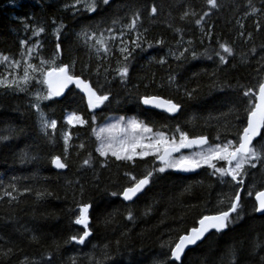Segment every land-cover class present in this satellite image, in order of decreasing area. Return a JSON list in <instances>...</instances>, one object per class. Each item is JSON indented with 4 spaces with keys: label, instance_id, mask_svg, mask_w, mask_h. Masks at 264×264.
I'll return each instance as SVG.
<instances>
[{
    "label": "trees",
    "instance_id": "obj_1",
    "mask_svg": "<svg viewBox=\"0 0 264 264\" xmlns=\"http://www.w3.org/2000/svg\"><path fill=\"white\" fill-rule=\"evenodd\" d=\"M73 2L0 0V53L20 59L19 53L23 50L20 42L28 40L29 44L33 43L36 38L32 36L31 29L42 26L46 31L37 38L43 44L42 55L50 57L59 42L61 61L71 63L75 60V74L89 79L94 87L102 86L101 90L110 95L109 102L95 112L87 109L86 100L81 99L83 95L74 87L61 99L45 101L42 104L44 111L57 121L55 136L50 140L41 131L36 111L31 106V92L37 86L34 84L28 93L0 89V195L5 189L12 191L9 185L19 190L14 193L19 202L9 197L0 200V246L12 247L16 253L9 258L0 257V264H20L25 257L47 264L41 259L44 253L53 255V264H71L70 257L73 256L79 258L78 264H88L90 256H95L102 264H158L167 259L168 249L161 248L163 242L197 226L198 218L205 212L217 211L216 201L223 186L209 175L207 168H201L191 176L169 170L158 174L137 200L125 203L121 197H113L110 193L122 191L129 183L124 171H133L139 176L153 158L138 159L137 166L131 168L129 163L116 161L110 156L108 166L103 167L104 158L95 152L96 139L91 129L110 118L124 117L142 120L165 133L179 126L190 137L205 135L210 142H217L215 137L218 134L222 140L235 139V129L225 128L233 117L225 114L235 106L243 115L241 85H255L260 78L256 68L264 54V28L260 32L255 30V20L260 18V14L242 19L245 11H250L248 0H219L222 8L214 11L211 18L205 17V31L210 29L212 35L210 43L192 17L187 22L180 20L188 6L197 12L206 10L205 0H111L108 6L101 4L96 13L80 12L76 15L71 9L66 10V5ZM253 3L264 8L261 0H253ZM153 4L158 7L155 17L150 15ZM137 10L142 17L139 31L142 39L146 40L144 51L135 49L132 53L127 83H121L114 71H110L105 80L104 67H100L101 75L97 76L98 66H116V60L120 58L118 48H114L113 56L101 61L78 34L84 28H108L113 19H120L119 28L129 23ZM53 20L56 24L52 23ZM237 20L245 24L246 35L252 34L251 41L245 43L246 36L238 38ZM60 23L65 27L60 41H57L53 32ZM176 28L183 29V41H180ZM135 38V32L124 37L130 45ZM217 39L227 41L236 51V57L229 58L228 65H219L215 56L212 60L203 57L193 60L188 56L177 61L169 54L170 50L177 51L178 43L188 46L187 41L193 42L191 47L197 53H203L205 49L218 50ZM160 40L164 41L163 45L158 43ZM149 43L153 46L148 47ZM251 47L257 49L256 56H251ZM243 53L250 57L247 64L240 62ZM159 59H167L168 63L161 65L157 63ZM170 76L175 77L174 86L168 85ZM219 85H224L223 91ZM192 89H196L192 98L184 95L185 90ZM144 95L170 98L182 105L181 111L177 116H170L145 109L139 102ZM73 111L83 115L89 124L84 127L67 125L66 114ZM63 131L72 134V146L69 148L67 170L59 171L52 166L51 158L63 156ZM80 143L85 144L83 150L76 147ZM89 152L93 156V166L81 168L82 160ZM25 154L27 158H24ZM253 184L255 190H264V169L259 166L249 170L244 187L247 190ZM26 189L32 191L27 192ZM37 190H47L50 195L37 200ZM19 192L25 194L19 195ZM253 197H248L246 191L242 193L243 219L225 233L206 238L189 250L184 264H229V252L233 248L238 251L237 264H262L264 247L255 252L253 247L258 238L264 241V215L259 216L253 211ZM89 202L93 205L90 210L93 235L83 246L64 245L70 235L82 233L81 226L75 225L73 219L78 214L77 204ZM129 208L135 216L134 222L126 218ZM146 210L148 215H145ZM33 235L39 238L38 244L31 242ZM53 241L62 245L58 251Z\"/></svg>",
    "mask_w": 264,
    "mask_h": 264
},
{
    "label": "snow or ice",
    "instance_id": "obj_2",
    "mask_svg": "<svg viewBox=\"0 0 264 264\" xmlns=\"http://www.w3.org/2000/svg\"><path fill=\"white\" fill-rule=\"evenodd\" d=\"M110 2L111 0H74L73 3L66 5V10L71 9L73 15L80 12L91 14L96 13L101 4L108 6ZM261 3L264 4V0H261ZM205 5L206 10L202 9L200 12L188 6L181 14L180 20L187 22L188 18L192 17L195 25L200 28L201 33L211 43V30L205 31L204 27L205 17L211 18L214 11L218 12L222 5L219 0H205ZM247 8L250 11H245L242 19H247L249 16L255 17L259 13L260 18L255 20V30L260 32L264 28V8L256 7L253 0H248ZM237 11H239L238 8ZM157 14L158 7L153 4L150 8V15L155 17ZM141 19V13L137 10L132 14L130 22L119 28H117V25H121L120 19H113L108 28L103 30H99V26L96 30L84 28L78 34L89 50L94 52L96 58L101 61L113 56L114 48H118L120 58H117L116 66L114 68L110 64L98 66L96 69L97 76L101 75L100 67H104L105 80H107V74L114 71L121 83H127L133 51L135 49L144 51L143 44L146 38L142 39V33L139 31ZM52 23L56 24V21L53 20ZM236 23L240 29L238 38H245L246 36L245 43L251 41L253 39L252 34L247 33L246 35L245 24L241 20H237ZM64 27L65 25L60 23L54 29L53 35L57 41H60V34ZM169 27H172V25L169 24ZM31 31L34 38H39L45 33V28L40 26L31 29ZM117 31L119 35L116 34ZM175 31L180 34V41H183V29L176 28ZM132 32L136 33V38L131 41L130 45L124 37ZM158 43L163 45L164 41L160 40ZM192 44V41H187L188 46L178 43L177 51L170 50L169 54L177 61L185 60L188 56L193 60L202 57L212 60L215 56L218 57L219 65H228L230 63L229 58H234L237 55L235 49L227 41L222 42L219 39L216 40L218 50L212 49L209 51L205 49L203 53H197L191 47ZM20 46L23 49L19 53L20 59L0 53V66L3 67V70L0 71V89L28 93L34 84L37 86L31 92V106L36 111L41 131L50 140H53L55 136L57 121L51 119L44 111L42 104L45 101L62 97L71 86H75L80 93H83L81 99L86 100L87 109L92 112L102 108L106 102H109L110 95L101 90L102 86L94 87L89 79L75 74V60L71 63L61 61L62 47L59 42L56 43L55 52L50 57L42 55L43 44L39 39L31 44L28 40H22ZM152 46L151 43L148 44V47ZM180 48L182 50H179ZM262 48H264V45H262ZM249 52L251 56H256L257 49L251 47ZM249 59L248 53H243L240 56V62L243 64L249 63ZM37 60L38 63L35 62ZM157 63L164 65L168 61L167 59H159ZM258 63L260 66L256 68V72L260 74V78L257 83L249 87L241 85L243 91L240 103L243 104V115L235 106L225 114L226 117H233V119L228 120L225 128L230 126V128L235 129V139L222 140L218 134L215 137L217 142H210L205 135L190 137L189 133L179 126H176L170 133H165L142 120H126L124 117L118 118L115 123L108 124L105 127H92L91 129L96 139L95 152L104 158L103 167L108 166L110 156L114 157L116 161L129 163L131 168L137 166L136 161L138 159L144 161L148 157L153 158L152 161H148L143 173L139 176L133 171H124L123 175L129 183L122 191L111 192L110 195L113 197H121L125 202H133L139 194L145 192L158 174H164L169 170L187 173L207 168L210 170L209 175L215 177L218 183L223 186L216 201L217 211L214 213L205 212L198 218L197 226L182 232L176 238L169 237L167 241L163 242L161 248L168 249L167 259L159 261L158 264H184V257L188 250L205 241L206 238L211 239L212 236L225 233L241 221L244 208L242 193L245 191L248 197L254 196L253 211L264 215V190H255V184L247 190L244 187L249 170L256 169L258 166L264 169V54L261 55ZM213 75H215V72H213ZM116 77H113V79ZM97 84H99V81H97ZM168 85H175L174 76L169 77ZM161 86L163 87V85ZM219 88L223 91L224 85H219ZM177 90L179 89L177 88ZM195 92L196 89L185 90L184 95L192 98ZM139 102L146 107L158 109L173 116L179 113L182 108L180 103L159 95H144L139 98ZM92 122L95 123V116L92 117ZM65 123L71 127L77 125L84 127L89 124V121L83 115L73 111L66 114ZM49 129H51V133H49ZM61 135L64 144L63 156H53L51 164L56 169L63 170L68 168L67 159L69 148L72 146V134L70 131H63ZM76 147L83 150L85 144L80 143ZM183 149L190 150L191 154H184ZM178 153L179 155H176ZM24 158H27V154ZM92 166L93 156L89 152L82 160L81 168H91ZM9 187L12 191L5 189L4 194L0 195V200L9 197L10 200L19 202L18 196L14 195L19 190L13 185H9ZM25 191L31 192L32 190L26 189ZM24 194V192H19V195ZM49 195L50 193L47 190H37L35 192L37 200H43ZM92 207L93 205L90 202L77 204L78 214L74 217L73 223L81 226L82 233L77 232L70 235L64 241V245L83 246L93 235L90 229V210ZM148 214L149 212L146 210L145 215ZM126 218L130 222L135 221L131 208H129ZM31 242L38 244L39 238L33 235ZM53 243L57 251L62 246L58 241H53ZM104 247L107 250L108 246L105 245ZM261 247H264V241L258 238L254 241L253 251H258ZM15 254L12 247L0 246V257L9 258ZM105 256H107V251H105ZM229 256V264H237V249H231ZM41 259L45 260L47 264H53L54 261L51 253L42 254ZM78 259L75 256L70 257L71 264H78ZM261 260L264 264V257H261ZM20 264H41V260L25 257L20 261ZM88 264H102V261L97 260L95 256H90Z\"/></svg>",
    "mask_w": 264,
    "mask_h": 264
},
{
    "label": "water",
    "instance_id": "obj_3",
    "mask_svg": "<svg viewBox=\"0 0 264 264\" xmlns=\"http://www.w3.org/2000/svg\"><path fill=\"white\" fill-rule=\"evenodd\" d=\"M72 87H73V86H71V87L65 92V94H66V93H67ZM74 87H75V86H74ZM77 90L79 91V89H77ZM79 92H80V91H79ZM81 94H83V93H81ZM62 97H63V96H62ZM143 107H144L145 109L155 110V111H158V112H160V113H164V114L170 115V114L165 113V112H163V111H161V110H158V109H153V108H150V107H146V106H144V105H143ZM179 113H180V112H179ZM179 113H177V114L174 115V116H177ZM170 116H173V115H170ZM182 152H183V153H188V152H191V151L188 150V149H183ZM178 154H179V153H178ZM178 154H176V155H178ZM57 170H59V171H65V170H67V169H63V170H61V169H57ZM198 170H199V169H198ZM198 170L195 171V172H187V173H185V172H177V171H174V172H175V173H178V174H181V175H183V176H191V175H195V174H197V173H198ZM145 191H146V190H145ZM143 193H144V192H143ZM143 193L139 194L138 197L141 196ZM138 197H136L135 200H136ZM121 199H122V198H121ZM135 200H134V201H135ZM134 201H133V202H134ZM124 202H125V201H124ZM125 203H132V202H125ZM257 214H258L259 216H262V214H260V213H257ZM202 242H203V241H202ZM202 242H200L199 244H201ZM199 244H198V245H199ZM198 245H197V246H198ZM195 247H196V246H195ZM195 247H192L191 249H193V248H195ZM191 249H190V250H191ZM188 251H189V250H188ZM188 251H187V252H188ZM187 252H186V253H187Z\"/></svg>",
    "mask_w": 264,
    "mask_h": 264
},
{
    "label": "rangeland",
    "instance_id": "obj_4",
    "mask_svg": "<svg viewBox=\"0 0 264 264\" xmlns=\"http://www.w3.org/2000/svg\"><path fill=\"white\" fill-rule=\"evenodd\" d=\"M117 119H118V118H110L106 123H104V124L101 125V126H97V127H105V126H107L108 124L115 123ZM126 120H127V119H126ZM185 154L188 155V154H191V152H190V153H185Z\"/></svg>",
    "mask_w": 264,
    "mask_h": 264
},
{
    "label": "bare ground",
    "instance_id": "obj_5",
    "mask_svg": "<svg viewBox=\"0 0 264 264\" xmlns=\"http://www.w3.org/2000/svg\"><path fill=\"white\" fill-rule=\"evenodd\" d=\"M19 21V20H18ZM25 31V30H24ZM46 31V30H45ZM50 32V31H49ZM50 37V36H49ZM37 39V38H36ZM40 40V39H39ZM43 41V40H42ZM132 41V40H131ZM55 44V43H54ZM85 47V46H84ZM46 50V49H45ZM115 63V62H114ZM192 66V65H191ZM70 91V90H69ZM68 91V92H69ZM7 142V141H6ZM254 198V197H253ZM137 200V199H136ZM247 212V211H246Z\"/></svg>",
    "mask_w": 264,
    "mask_h": 264
}]
</instances>
